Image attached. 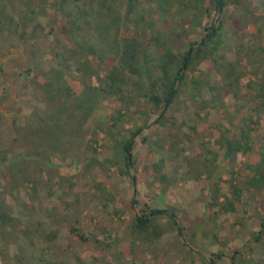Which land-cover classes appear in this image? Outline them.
Segmentation results:
<instances>
[{"label": "rangeland", "instance_id": "1", "mask_svg": "<svg viewBox=\"0 0 264 264\" xmlns=\"http://www.w3.org/2000/svg\"><path fill=\"white\" fill-rule=\"evenodd\" d=\"M170 1L169 10L138 0L121 37L147 48L148 30L167 34L176 54L213 25L222 23L223 38L159 123L164 111L134 86L109 94L112 58L80 54L98 40L64 36L59 0L0 5V264H264V238L255 241L264 221V108L250 86L264 10L257 0H228L198 27L193 0ZM239 45L246 49L237 54ZM227 64L241 81L226 82ZM141 129L134 167L122 178L124 146ZM232 185L243 191L234 213L213 207V194L230 197ZM143 206L174 212L182 236L172 230L153 245L134 242L128 228ZM161 223L170 226L167 217Z\"/></svg>", "mask_w": 264, "mask_h": 264}, {"label": "trees", "instance_id": "2", "mask_svg": "<svg viewBox=\"0 0 264 264\" xmlns=\"http://www.w3.org/2000/svg\"><path fill=\"white\" fill-rule=\"evenodd\" d=\"M138 0H59L57 8L67 19V26L64 28V36L73 40L75 44H80L78 41H85V37L93 33L98 40L96 46L91 45L87 52L92 56L103 55L106 58H112L113 66L105 79V85L109 90V94L118 95L124 87L134 86L142 92L141 96L157 111H164L156 123H159L165 117V113L170 109L179 95V85H181L186 76L192 71L195 66L201 65L204 61L212 60L215 53L218 51L221 40L223 38L222 23L218 26H211L208 29V34L204 36L200 43L191 42L185 51L179 54L174 53L168 48L167 34H156L151 30H147L149 36V44L146 47L136 38H122L121 31L123 27L131 25L134 21V4ZM161 5L156 2L157 6H162L164 3L172 5L170 0H158ZM264 10V0H257ZM6 3V0H0V5ZM237 3V2H236ZM126 7V12L123 13V8ZM192 7L194 14L192 16L193 23L201 26L200 21L206 17V13L210 14L212 10L215 13L224 12L228 8V0H193ZM143 17H141L142 20ZM259 29L258 37H262L264 32ZM161 35V36H160ZM88 37V36H87ZM93 37V36H91ZM93 37V38H94ZM244 45L237 47V54L245 51ZM152 51V53H150ZM262 58H257L253 61L254 73L250 76L257 81L251 82V87L256 84L258 92L255 94V99L258 100L257 107L264 108V49L261 50ZM255 52L252 53L254 56ZM222 64V63H221ZM224 79L226 82L234 80L237 83L244 76L235 77L233 67L227 64L224 67ZM218 73L219 70H218ZM261 77L259 78V74ZM256 75V76H255ZM258 77V79H257ZM251 81V80H250ZM233 83V82H232ZM231 84V83H230ZM74 95L71 90L66 91V100ZM255 124V123H254ZM132 134L128 143L124 146V168L119 172L120 177L129 178L134 167L133 149L135 139L143 131ZM250 130L253 131L251 128ZM249 130V132H250ZM243 145V144H242ZM227 149L230 142H226ZM243 147L239 146L235 149L236 152H241ZM117 165V164H116ZM133 187L136 185V178L132 177ZM135 192V191H134ZM243 191L235 185L231 186V196H220L214 193L212 197V206L221 208L225 213H234L236 202L240 201ZM223 199V202H221ZM139 202L133 198L131 200V208H137ZM168 218L170 226L165 227L161 223V219ZM177 231L182 236L181 227L177 222L174 212L171 210L151 209L149 206H143L137 210L133 221L131 222L128 233L134 242L145 245H153L159 242L170 231ZM71 233L77 235L82 242H88V239L79 234L76 228L71 229ZM264 238V221L261 229L255 237L256 242H261ZM110 246V244H109ZM239 253H234L231 257L232 262L236 261L235 257ZM208 264H215L209 260Z\"/></svg>", "mask_w": 264, "mask_h": 264}]
</instances>
